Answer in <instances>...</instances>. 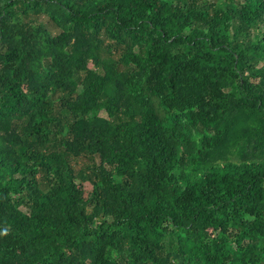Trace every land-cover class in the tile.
I'll list each match as a JSON object with an SVG mask.
<instances>
[{
	"label": "trees",
	"instance_id": "trees-1",
	"mask_svg": "<svg viewBox=\"0 0 264 264\" xmlns=\"http://www.w3.org/2000/svg\"><path fill=\"white\" fill-rule=\"evenodd\" d=\"M0 264H264V0H0Z\"/></svg>",
	"mask_w": 264,
	"mask_h": 264
},
{
	"label": "rangeland",
	"instance_id": "rangeland-1",
	"mask_svg": "<svg viewBox=\"0 0 264 264\" xmlns=\"http://www.w3.org/2000/svg\"><path fill=\"white\" fill-rule=\"evenodd\" d=\"M82 163H83V161H82Z\"/></svg>",
	"mask_w": 264,
	"mask_h": 264
}]
</instances>
